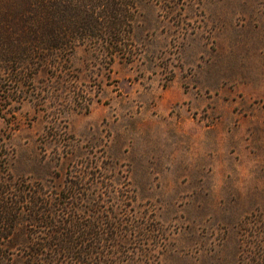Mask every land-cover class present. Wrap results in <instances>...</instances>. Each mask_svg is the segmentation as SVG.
I'll use <instances>...</instances> for the list:
<instances>
[{
    "label": "rangeland",
    "instance_id": "1",
    "mask_svg": "<svg viewBox=\"0 0 264 264\" xmlns=\"http://www.w3.org/2000/svg\"><path fill=\"white\" fill-rule=\"evenodd\" d=\"M60 262L264 264V0H0V264Z\"/></svg>",
    "mask_w": 264,
    "mask_h": 264
},
{
    "label": "trees",
    "instance_id": "2",
    "mask_svg": "<svg viewBox=\"0 0 264 264\" xmlns=\"http://www.w3.org/2000/svg\"><path fill=\"white\" fill-rule=\"evenodd\" d=\"M50 206V205H49ZM57 210V208H54V206H50L48 209H46L45 210V208L43 209V210H41V212H40V215H39V218H37V214L35 215V217L33 218V219H36L37 218V222L42 226H47V227H49V228H55V227H59V226H56V220L54 219V220H51V217L55 214V211ZM46 211V212H45ZM46 213V214H45ZM44 215L43 217L41 216V215ZM64 223V222H63ZM68 225L69 226H71L72 227V223H68ZM86 226V225H85ZM88 226H86V228H87ZM57 229V228H56ZM52 230V233L53 232H57V230ZM50 234L49 233V235H47V241L49 242V241H56L57 243H58V245H57V243L56 242H54L53 244H51V243H47V247H52V245H56V246H59L61 249H62V251H63V253L64 252H66L65 251V248H68V249H72V248H74L75 247V245H74V243L72 242V240H70V238L69 237H67V236H62V237H58V236H55L54 234ZM80 239H82V241H85V238L83 237V238H80ZM76 244V243H75ZM78 254V253H77ZM83 254H88V253H83ZM82 254V255H83ZM72 256H73V254H72ZM75 262H79V263H81L82 261H83V258L82 259H80V254H78L75 258ZM62 262H60V264H61ZM83 263V262H82Z\"/></svg>",
    "mask_w": 264,
    "mask_h": 264
}]
</instances>
